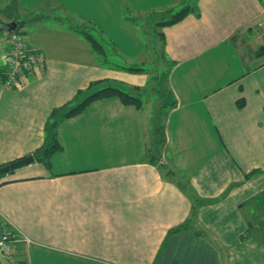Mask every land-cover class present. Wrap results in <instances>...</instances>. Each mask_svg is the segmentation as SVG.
<instances>
[{
  "label": "crops",
  "instance_id": "crops-1",
  "mask_svg": "<svg viewBox=\"0 0 264 264\" xmlns=\"http://www.w3.org/2000/svg\"><path fill=\"white\" fill-rule=\"evenodd\" d=\"M164 2L0 0L41 58L0 83V165L33 158L0 173V232L25 264H264V0H193L154 23L171 64L156 158L141 105L113 95L58 116L90 81L144 82L100 72L72 27L134 29Z\"/></svg>",
  "mask_w": 264,
  "mask_h": 264
},
{
  "label": "rangeland",
  "instance_id": "rangeland-1",
  "mask_svg": "<svg viewBox=\"0 0 264 264\" xmlns=\"http://www.w3.org/2000/svg\"><path fill=\"white\" fill-rule=\"evenodd\" d=\"M179 1L180 0H166L161 7H169V12L166 11L167 8L165 10L156 11L157 8H160L156 7L153 9V12L147 11L146 16L143 15L145 16L144 20L141 19L142 14H138L134 19V29L128 27L120 31L110 29V31L102 32H100V28L91 27L87 29L90 36L102 46L104 61L100 63L101 67H103V70L100 72H109L111 76H116V78L127 81L136 76L144 78L142 87L136 88V90L131 89L128 83L119 82L118 80H100V82L96 84V87L113 85L122 91H126L133 97L138 98L141 103V110L145 112L146 124L150 126L149 131L150 129L160 128V121L162 120L161 115H163L162 111L171 104V99L167 92L168 89L165 86L167 85V71L171 64H168L170 62H167L165 59L166 57L162 51L158 31L154 23H156L157 20L168 18V15L179 9ZM24 31L25 30H19L22 39L23 37L25 38ZM3 32L4 31H0L1 50L5 49L3 36L5 32ZM255 49L256 54L260 55L261 48L256 47ZM135 65L143 68V70L132 71L127 68L128 66ZM88 91L89 90L84 89L83 95ZM74 103V101H71L65 108H69L74 105ZM158 132L159 130L157 129L156 135ZM157 137H159V135ZM37 171L42 172L43 167H37L31 170V172Z\"/></svg>",
  "mask_w": 264,
  "mask_h": 264
},
{
  "label": "trees",
  "instance_id": "trees-1",
  "mask_svg": "<svg viewBox=\"0 0 264 264\" xmlns=\"http://www.w3.org/2000/svg\"><path fill=\"white\" fill-rule=\"evenodd\" d=\"M191 1H193V0H182L180 2L179 9H177L175 12L168 15V18L157 21L156 25L161 27L163 25H169L170 23H174V22L179 21L180 18L183 17V15L194 10V6H193V4H191ZM168 12H169V9H168ZM18 23H20V22L15 20L16 26L14 29H20L21 26ZM91 27H93V26L92 25H89L87 27L75 26V27H72V29L74 31L80 33V35L88 42V44H90L92 51L98 57L103 56L102 52H101L100 44H98L90 36L89 32H87V29L91 28ZM158 36H159V40L162 41V33L161 32L158 33ZM127 68L129 70H132V71H135V70L142 71L143 70V68L136 66V65L135 66H128ZM0 75H1V73H0ZM98 82H99L98 80L90 81L89 84L87 85V87L85 88V90H89V91L83 97H81L77 102H75L74 105H72L69 108H67L66 110H64L58 116H60L62 118H66L67 116H72L75 113H77L78 110H80L83 106L87 105L91 100L100 99L101 97H109V96H113V95L116 96L118 98V100L124 104L130 103L134 107H139L141 105L138 98L133 97L132 95H130L126 91L120 90L116 86L102 85L101 87H96V84ZM157 129L159 130V132L156 135ZM157 129H150V131H149V136H150L149 143H150V146H152L155 151L154 152L152 151L151 153H149L148 156L152 157L155 155L154 158H156V156L158 155L157 154V150L159 149L158 146L160 145V143L162 142V139H163L162 138L163 135L161 134V129L160 128H157ZM158 135H159V137H157ZM57 146H58L57 143H55V141L53 139H51L50 143L45 144L41 149L35 150L34 152L35 153L41 152L42 155H45L50 150L56 149ZM1 182H3V181H0V183ZM193 208H194V206L192 205L191 210H190V214L193 212ZM178 226H183V225L181 224Z\"/></svg>",
  "mask_w": 264,
  "mask_h": 264
},
{
  "label": "built area",
  "instance_id": "built-area-1",
  "mask_svg": "<svg viewBox=\"0 0 264 264\" xmlns=\"http://www.w3.org/2000/svg\"><path fill=\"white\" fill-rule=\"evenodd\" d=\"M20 29H12L4 33V63L1 65L0 83L4 88L16 84L18 77L37 67L41 58L36 49L26 47L23 39L19 34ZM14 237L4 229L0 232V254L8 264H25L22 260L16 259L13 250L10 248V242Z\"/></svg>",
  "mask_w": 264,
  "mask_h": 264
},
{
  "label": "water",
  "instance_id": "water-1",
  "mask_svg": "<svg viewBox=\"0 0 264 264\" xmlns=\"http://www.w3.org/2000/svg\"><path fill=\"white\" fill-rule=\"evenodd\" d=\"M16 24L13 21H8L1 23L0 22V31H9L14 29ZM31 154H26L24 156H21V158L16 160H11L10 162H7L5 164L0 165V173H4L7 171H10V169L17 168L22 166V164L28 163L32 160Z\"/></svg>",
  "mask_w": 264,
  "mask_h": 264
}]
</instances>
